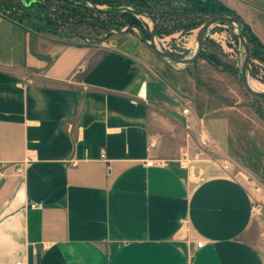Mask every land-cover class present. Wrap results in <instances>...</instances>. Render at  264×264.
<instances>
[{
    "label": "crops",
    "instance_id": "obj_1",
    "mask_svg": "<svg viewBox=\"0 0 264 264\" xmlns=\"http://www.w3.org/2000/svg\"><path fill=\"white\" fill-rule=\"evenodd\" d=\"M233 2L264 42V7ZM14 16L0 10V264H264V190L228 158L180 163L197 126L237 154L230 119L184 115L130 32L73 40ZM249 125L240 160L264 179V126Z\"/></svg>",
    "mask_w": 264,
    "mask_h": 264
},
{
    "label": "rangeland",
    "instance_id": "obj_2",
    "mask_svg": "<svg viewBox=\"0 0 264 264\" xmlns=\"http://www.w3.org/2000/svg\"><path fill=\"white\" fill-rule=\"evenodd\" d=\"M66 1L71 2L67 3ZM87 1L102 7L109 6L108 3ZM154 1H157V3ZM233 1L220 0L221 6L224 7V10L220 13L238 16L248 25L244 13L232 8V5L235 6ZM243 1L264 7V0ZM79 3V0H50V8L62 13L72 27H69L62 17L47 14L37 4L24 7L20 0H0V10L7 12L9 15H15L14 17L16 18L22 17L23 20H26L28 26L60 38L91 41L84 36L87 35L92 41L101 40L105 35V29L102 26L105 21H110V24L115 26L110 32L112 35L120 33V31H117V26L121 22V18L118 16L112 19L105 13L90 12L84 8H80L82 13L71 11L70 8H63V6L77 7ZM151 4L153 5L152 10L153 16L156 17V24L164 28L162 34L155 33L156 45L177 57L191 56L197 49L199 33L206 21L212 17V14L203 15L202 22L190 30L173 29L171 33H168V24L172 25V22L168 21V5L163 0H151ZM124 6L131 7L127 4ZM67 13H70V18H68ZM257 14L260 22L262 21L261 24H264V13L258 12ZM137 18L143 26V31L149 32L151 27H154V21L149 16L138 14ZM49 22L53 24L49 27L57 26V31L45 27ZM240 28L241 25L237 22L231 25L220 22L211 26L204 41L203 53H200V56L192 64L175 61L166 62L146 42L141 40V43L143 50L147 51L149 57L159 61L161 70L170 78L173 86H181L183 95L193 104V116L196 123L199 120L198 116L203 117L205 114L206 118H212L214 113L222 118L226 117L232 122V134L236 135L240 143L237 154L234 151H230L228 148L229 143H225L222 146L227 152L215 146L207 131L202 134L201 129L197 126V129L195 128L191 135L182 133L183 136H181L182 140L187 144L189 156L197 159L199 156L208 155L234 160L231 162H234L236 167L242 169L248 178L247 180L252 182L255 188L261 185L264 190V179L253 173L246 167L244 161L240 160L243 159V154H247L246 152L251 148L249 145L250 139L247 137V134L250 133L248 131L249 124L254 125L259 122L264 126V97L251 94L245 88L241 76L244 47L237 36ZM74 30L80 34L74 32ZM129 32L135 36L137 41L142 38L140 29H137V27L136 29H130ZM257 38L264 43L258 36ZM148 39L150 40L149 37ZM254 43L255 41L253 42V48L255 46ZM248 44L250 52L248 64L249 80H254L264 87V59L261 56L259 57V55L252 56L249 41ZM256 51L259 50L257 49ZM210 54L214 57H211ZM182 127H184L182 129L184 131L187 129L185 125H182ZM201 137L206 140L205 146L202 144ZM233 142L231 141L230 144Z\"/></svg>",
    "mask_w": 264,
    "mask_h": 264
},
{
    "label": "trees",
    "instance_id": "obj_3",
    "mask_svg": "<svg viewBox=\"0 0 264 264\" xmlns=\"http://www.w3.org/2000/svg\"><path fill=\"white\" fill-rule=\"evenodd\" d=\"M24 7H29L34 4L40 6V8L45 11L47 14L55 15L57 17H61L58 14L50 11L49 7L51 6L50 0H20ZM80 3L77 7H68L63 6L64 9L70 8L72 11H76V13H82L81 9L88 10L90 12H99L93 10L91 7L85 5L83 1L79 0ZM94 3H108V8H114L120 5H130L133 9L146 10L153 14V5L151 4V0H91ZM162 1V0H161ZM67 3L71 1H66ZM157 3V1H154ZM163 2L168 5V21L172 22V25L168 24V33H171L173 29H183L190 30L193 27L199 25L202 22V16L205 14L213 15L215 13H220L224 10V7L221 6L220 0H163ZM104 13V12H99ZM65 14V13H64ZM106 15L110 16L112 19L116 16L121 18V22L118 24V27H121L126 24H131L137 26L139 28H143L140 23V20L137 18L135 13L130 11L123 12H106ZM75 15V14H74ZM154 15V14H153ZM68 18H70V13H67ZM156 18V17H155ZM49 24V25H48ZM53 25L52 23H47L46 28L50 30L57 31V26L49 27ZM103 28L106 29L109 26H113L110 24V21L103 22ZM253 32L249 25L245 24V32L246 37L251 44V54L259 55L264 59V43L258 40L257 36ZM156 32L162 34L164 32V28L162 26L156 24ZM255 41V46L253 48V42ZM259 51H256V50ZM203 51L201 52V54ZM211 57H214L210 54Z\"/></svg>",
    "mask_w": 264,
    "mask_h": 264
},
{
    "label": "water",
    "instance_id": "obj_4",
    "mask_svg": "<svg viewBox=\"0 0 264 264\" xmlns=\"http://www.w3.org/2000/svg\"><path fill=\"white\" fill-rule=\"evenodd\" d=\"M46 2V0H44ZM83 1V3L89 7H91L93 10L95 11H99V12H123V11H130L136 14H143V15H147L149 16L153 21H154V17L144 11V10H140V9H133L131 7H127V6H120V7H114V8H108V7H102L100 5L97 4H92L90 2H88L87 0H81ZM49 9L58 14L59 16H61L65 23L70 26V22L68 21L67 18H65L63 16L62 13H60L58 10L50 8ZM220 22H224L227 23L228 25H231L234 22H237L241 25L240 31L237 33V36L239 37L243 47H244V57H243V61H242V67H241V76H242V80L244 83L245 88L254 95H257L259 97H264V90H258L255 89L251 86L250 81H249V57H250V52H249V44L248 41L246 39L245 36V22L242 18L235 16V15H231V14H224V13H217L214 14L211 18H209L206 23L203 25L199 36H198V46L196 51L189 57H177L175 55H172L171 53L159 48L156 43H155V29L152 30V37L149 39H147L144 35H142V40L144 42H146L161 58L165 59L166 62H183L186 64H192L196 61V59L200 56V53L203 49V45H204V41L206 40V35H207V31L209 30V28L211 26H213L214 24L220 23ZM118 31H123V30H118ZM74 32L80 34L79 32H77L76 30H74ZM109 32V31H108ZM84 35V34H83ZM87 39H90L92 41L91 38H89L87 35H84ZM106 37V36H105ZM104 37V38H105ZM102 40V39H101ZM98 40V41H101ZM94 42V41H93Z\"/></svg>",
    "mask_w": 264,
    "mask_h": 264
},
{
    "label": "built area",
    "instance_id": "obj_5",
    "mask_svg": "<svg viewBox=\"0 0 264 264\" xmlns=\"http://www.w3.org/2000/svg\"><path fill=\"white\" fill-rule=\"evenodd\" d=\"M139 96L144 98V99L147 97V81L146 80L142 81V83H141V89L139 91ZM182 111H183V114L186 115V116H189V115L193 114L192 106L188 102H186V104H185V106H184ZM187 124H188L187 126L189 127L190 124L189 123H187ZM201 141H202V144H204V146H205L206 145V140H204L201 137ZM155 144H156L155 141H151L150 142V147H154ZM189 155H190L189 154V150L184 151L182 153L181 158H180V163L183 166H187V167L193 168L196 158L195 157H191ZM102 156H105L104 153L102 154ZM166 163H167V160L163 159V158H158V159L151 158V159H148L146 161L147 165H153V164L165 165ZM256 189L257 190H261L263 188H262L261 185H258L256 187ZM32 205L35 206L36 203H33ZM252 209H253V212L255 214H262V212L264 210V201L256 199L254 201V203H253ZM16 264H21V263L17 262Z\"/></svg>",
    "mask_w": 264,
    "mask_h": 264
},
{
    "label": "flooded vegetation",
    "instance_id": "obj_6",
    "mask_svg": "<svg viewBox=\"0 0 264 264\" xmlns=\"http://www.w3.org/2000/svg\"><path fill=\"white\" fill-rule=\"evenodd\" d=\"M120 6H124V5H120ZM120 6H117V7H120ZM132 8V7H131ZM144 11H146V10H144ZM147 12V11H146ZM148 13H150V12H148ZM152 16H153V14L152 13H150ZM135 15H138V14H136L135 13ZM213 16V15H212ZM154 17V16H153ZM115 26L113 25V26H109L108 28H106L105 29V35H104V37H103V39L102 40H105V39H108L111 35H112V33H110L111 31H112V28H114ZM136 27L137 26H134V25H131V24H126V25H123V26H121V27H118L117 26V31L118 30H123V31H120V32H129V30L130 29H136ZM137 29H140V32H141V35H144L147 39H148V37L149 38H151L152 37V30L153 29H155V33H156V19H155V17H154V27H151V29H150V31L149 32H147V31H143V28H139V27H137ZM109 31V32H108ZM142 37V36H141ZM141 40H142V38H141ZM143 41V40H142ZM170 53V52H169ZM172 54V53H171ZM173 55V54H172Z\"/></svg>",
    "mask_w": 264,
    "mask_h": 264
},
{
    "label": "bare ground",
    "instance_id": "obj_7",
    "mask_svg": "<svg viewBox=\"0 0 264 264\" xmlns=\"http://www.w3.org/2000/svg\"><path fill=\"white\" fill-rule=\"evenodd\" d=\"M249 81L253 88L258 89V90H264V87L260 85L259 83L255 82L254 80H249Z\"/></svg>",
    "mask_w": 264,
    "mask_h": 264
}]
</instances>
